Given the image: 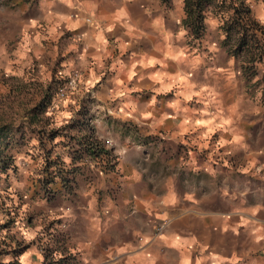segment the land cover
Masks as SVG:
<instances>
[{"label": "crops", "instance_id": "1", "mask_svg": "<svg viewBox=\"0 0 264 264\" xmlns=\"http://www.w3.org/2000/svg\"><path fill=\"white\" fill-rule=\"evenodd\" d=\"M25 1L21 69L72 78L71 104L88 100L96 137L117 156L101 171L85 155L100 187L74 191L71 264H264V196H252L261 188L252 184V151L239 148L244 161L231 168L235 121L218 115L220 78L235 62L210 37L215 15L204 17L195 39L181 23L182 0ZM123 123L139 133L121 130ZM151 143L164 166L178 161L206 178L186 186L169 169L165 191L154 193L140 163L149 154L143 144Z\"/></svg>", "mask_w": 264, "mask_h": 264}, {"label": "rangeland", "instance_id": "2", "mask_svg": "<svg viewBox=\"0 0 264 264\" xmlns=\"http://www.w3.org/2000/svg\"><path fill=\"white\" fill-rule=\"evenodd\" d=\"M249 2L255 11L254 14L250 8L255 24L247 28L249 48H241L234 57L235 67L231 68V74L222 80L220 78L218 115L235 121L233 126L237 140L234 146L238 150L234 155L231 154L229 165L235 168L240 161L243 163L245 156H242L241 147L252 151H247L249 157L252 154V174L256 176L252 179V184H260L264 189V177L260 176L264 166V163L261 164L264 160V0ZM25 4V0H0V130L8 139L5 152L13 156L12 166L5 174H0V188H5V205L19 202L17 214L11 205L8 207L10 212L7 215L14 216L15 220L11 221L9 229L3 227L0 233H13L15 238L11 241V249L12 253H16L14 257L18 264H61L59 261L71 264V239L67 233L70 226L67 223L71 219V199L79 196L74 191H94L100 187L98 175L86 166L88 158L84 154L85 159L80 160L76 156L82 149L75 139L87 132L85 123L91 125L92 112L89 110L88 100L83 102L88 111L84 115L76 112L79 106L77 103L71 104V93L68 91L71 84L66 87L63 78L41 77L32 65L21 69L19 24L20 10ZM30 4L32 1H28L29 6ZM207 14L214 15L210 6L205 9L204 17ZM256 26H262L263 29L255 30L254 39L251 37V30ZM209 32L210 37L218 40L225 50L230 46L231 43L221 44L223 32L216 25ZM256 45H261L263 52V58L257 62L254 60ZM58 87L64 91L63 95L59 94ZM45 93L50 98L39 114L40 121H29V109L43 99ZM121 127V130L130 135L139 133L131 123H123ZM50 130H54L53 137L48 136ZM140 138L146 141V136L141 135ZM143 148L149 154L145 160H140L141 165H146L145 170H148L143 172L142 178L147 179L148 186L156 194L165 191L164 180L169 169L175 172L179 184L184 178L186 186L195 183L200 176L206 178L205 174L196 173L195 170L180 165L178 161L171 168L164 166L162 160L154 157V143L143 144ZM71 155L76 157L72 163ZM60 165L64 168L62 172L65 178L55 176L51 182L42 183L49 175L48 172ZM71 168L75 173L74 179H71ZM219 173L223 174L222 171ZM261 188L253 189V199L264 196ZM3 191L0 189V193ZM99 193L103 194V190ZM7 215L0 211V221H4ZM158 235L156 233L153 238ZM12 253L9 251L2 258H14L11 257Z\"/></svg>", "mask_w": 264, "mask_h": 264}, {"label": "trees", "instance_id": "3", "mask_svg": "<svg viewBox=\"0 0 264 264\" xmlns=\"http://www.w3.org/2000/svg\"><path fill=\"white\" fill-rule=\"evenodd\" d=\"M210 6L213 14L217 17L219 23L218 28L223 32V37L221 39V44L230 46L227 47L226 51L233 58L238 55L241 48H249L247 45V28L254 23V19L251 15L250 6L245 0H182L183 17L181 18V23L188 28V34L191 38H199L202 36L205 24H204V12L205 9ZM255 24V23H254ZM262 30V26H256L251 30V37L255 39V30ZM256 54L254 52V60L260 61L263 58V52L261 45L255 46ZM64 81L66 79H63ZM49 94L45 93L43 99L38 100L29 109V121L38 122L41 117L39 114L44 110L46 106V100H48ZM86 99H79L76 112L84 115L88 111L84 106L83 102ZM79 124V123H76ZM80 126V124H79ZM86 133L82 134L75 139V142L81 147V151L77 157L85 158L86 155L91 161H93L101 171L105 169L113 168L117 164V156L113 153L110 146H107L105 141L96 137L94 133L93 126L85 123ZM54 130H50L48 133L49 137L54 136ZM8 139L5 138L4 133L0 130V174L12 166L13 156L11 153L5 152L7 150ZM6 148V149H5ZM84 154V155H83ZM75 156L71 155V163L74 162ZM78 158V159H79ZM53 162L56 160L52 159ZM55 170L48 172V176L42 181V183L51 182L55 176H59L61 179L65 178L64 172H62L63 166H54ZM71 168V179H74L75 173L72 172ZM1 179V176H0ZM3 179V178H2ZM4 191L0 193V211L4 214H9L10 205L16 213L19 208V202L12 203L9 206L5 205L7 200L5 199V188H0ZM13 214V211H12ZM14 221V216L7 215L4 221H0V230L4 227L6 230L9 229L11 221ZM13 233H0V264H18L15 254L12 253L11 241L14 240ZM12 253L11 257L4 260L2 257L7 252ZM61 260V259H59ZM61 264H63L62 261Z\"/></svg>", "mask_w": 264, "mask_h": 264}, {"label": "built area", "instance_id": "4", "mask_svg": "<svg viewBox=\"0 0 264 264\" xmlns=\"http://www.w3.org/2000/svg\"><path fill=\"white\" fill-rule=\"evenodd\" d=\"M83 18L85 19V21H90V16H89V15H84ZM72 80H73L72 78L67 79V80L63 81V84H64L66 87H67V86L69 87L70 84H71V82H72ZM65 86H64V88H65ZM58 90H59V94H61V95L64 94V91L62 90L61 87H58ZM165 224H166V220H165V219L160 220V221L157 223V225L155 226V231H154V233L151 235V237L153 238V236H154L156 233H159L160 230L164 227Z\"/></svg>", "mask_w": 264, "mask_h": 264}]
</instances>
